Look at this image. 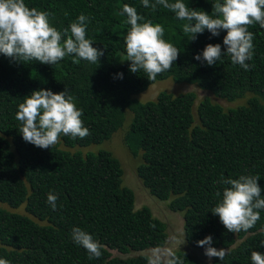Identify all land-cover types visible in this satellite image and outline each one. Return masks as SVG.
I'll return each mask as SVG.
<instances>
[{
	"label": "trees",
	"instance_id": "16d2710c",
	"mask_svg": "<svg viewBox=\"0 0 264 264\" xmlns=\"http://www.w3.org/2000/svg\"><path fill=\"white\" fill-rule=\"evenodd\" d=\"M172 2V0H170ZM189 8L212 14L215 0H184ZM222 2V0H221ZM27 6L47 11L52 26L63 31L78 15L90 18L87 37L103 49L99 63L69 56L58 64L36 61L17 63L0 54V258L11 264H147V251L163 248L166 226L150 208H135L133 191L123 186V169L111 152L100 149L83 154L79 148L100 145L121 129L127 112L132 117L124 136L130 154L140 157L136 175L156 200L180 213L185 243L204 252L197 241L207 235L212 246L227 250L205 262L185 250L176 251L184 264H251V252L264 253V210L255 227L228 232L212 209L224 187L221 177L258 175L264 196V28L249 27L254 34L250 70L222 56L215 65L195 60L206 44H221L223 36L205 30L189 40L187 21L162 6L153 12L141 0H25ZM124 4L137 9L145 22L164 27V39L180 51L169 71L149 81L143 71L131 73L124 38L129 25L120 15ZM120 60V61H119ZM117 61H119L117 63ZM122 73L123 78L117 74ZM192 85L217 99L245 103L224 109L205 97L196 103L194 92L177 96L161 92L154 101L136 96L158 81ZM64 88L83 111L84 139L61 136L60 143L41 149L26 143L15 119L18 105L34 90L54 93ZM76 149V151H72ZM57 195V208L48 201ZM79 227L104 247L100 258L89 259L71 237Z\"/></svg>",
	"mask_w": 264,
	"mask_h": 264
},
{
	"label": "clouds",
	"instance_id": "9594fccd",
	"mask_svg": "<svg viewBox=\"0 0 264 264\" xmlns=\"http://www.w3.org/2000/svg\"><path fill=\"white\" fill-rule=\"evenodd\" d=\"M143 7L155 12L162 6L175 14L183 25V32L194 41L197 34L207 30L211 36H223L222 44H206L193 58L209 66L215 65L222 56L230 57L233 65H239L245 71L250 70V61L254 54V34L249 27L259 24L264 28V0H215L212 14L200 9L189 8L184 0H141ZM126 14L125 23L129 25L124 38L126 59L130 62L129 71H143L149 81L169 71L178 59L180 51L164 37V27L151 20L144 21L137 9L124 4L120 15ZM50 13L26 5L25 0H0V54L13 62L28 63L36 61L41 64L54 65L69 56L99 63L104 55L103 49L93 47V40L87 37L90 18L78 15L75 21L58 30L50 22ZM123 78L122 73L117 74ZM82 109L78 108L75 98L67 88L54 93L49 89L34 90L23 98L18 105L15 119L20 122L19 133L26 143L41 149H50L60 143L61 136L72 139H84L90 130L84 126ZM258 175H239L238 178L221 177L218 183L224 187L215 195L219 202L212 209V214L219 217L220 223L228 232L239 233L255 227L260 220V211L264 210V196L258 184ZM58 197L49 193L47 201L50 207L57 208ZM75 244L82 246L89 259L100 258L104 247L92 235L79 227L71 232ZM185 242V241H184ZM183 242V243H184ZM197 246L204 248V255L221 261L228 254L224 248L212 246L211 235L198 240ZM264 247V241L261 242ZM183 259L171 248H154L146 257L147 264H184ZM0 264H11L0 258ZM251 264H264V253L251 252Z\"/></svg>",
	"mask_w": 264,
	"mask_h": 264
},
{
	"label": "rangeland",
	"instance_id": "374dc122",
	"mask_svg": "<svg viewBox=\"0 0 264 264\" xmlns=\"http://www.w3.org/2000/svg\"><path fill=\"white\" fill-rule=\"evenodd\" d=\"M120 61V60H119ZM117 61V63L119 62ZM161 92H165L168 94H172L173 96H177L180 94H184L186 92H194L196 95V103L203 100L205 97L209 98L212 103L219 104L224 109L233 108L237 105H242L245 103L244 99L238 100L234 103H228L224 100L217 99L208 92H203L193 87L192 85H188L185 83H174L171 79H167L164 81H158L148 87L146 91L140 93L136 96V99L142 103L148 101H154L158 94ZM131 113L127 112L126 120L121 129L115 132L110 140L103 142L100 145H92L87 148H79L83 154L92 151L97 152L100 149H105L112 153V155L118 159L123 169V186L130 188L135 196V208L140 209L144 206L150 208L153 216L163 222L166 226V233L168 235V239L163 248H171L172 250L179 251L185 250L191 256L197 257L201 261L208 262L209 259L204 255V252L199 250H194L189 247L184 242V237L182 233V224L183 220L180 213H174L169 210L166 202H161L152 197L148 191L143 187L141 181L138 179L136 175L137 166L141 163L140 157L134 158L127 146L124 143V136L128 129L129 122L131 120ZM73 152L76 149L72 150ZM0 207L8 209L12 212H16L19 214H25L24 206H20L17 209H10L9 207L0 204ZM184 242V243H183ZM147 255L151 254V251L146 252Z\"/></svg>",
	"mask_w": 264,
	"mask_h": 264
}]
</instances>
